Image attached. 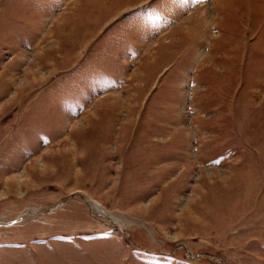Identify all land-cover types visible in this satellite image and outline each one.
Returning a JSON list of instances; mask_svg holds the SVG:
<instances>
[{
    "label": "rangeland",
    "instance_id": "1",
    "mask_svg": "<svg viewBox=\"0 0 264 264\" xmlns=\"http://www.w3.org/2000/svg\"><path fill=\"white\" fill-rule=\"evenodd\" d=\"M121 240L264 264V0H0V264Z\"/></svg>",
    "mask_w": 264,
    "mask_h": 264
},
{
    "label": "crops",
    "instance_id": "2",
    "mask_svg": "<svg viewBox=\"0 0 264 264\" xmlns=\"http://www.w3.org/2000/svg\"><path fill=\"white\" fill-rule=\"evenodd\" d=\"M111 235L113 236L115 234H111ZM99 248H101V247L99 246ZM99 248L97 247V249H99ZM53 249L58 250V252H60V253H62V252L65 253V255L67 257L65 262L64 263L60 262V264H82L81 258L78 256V254L81 253V250H82L80 247L78 248V247L69 246L66 249V248H63L61 246L60 248H53ZM84 249L88 250L90 252H96V250L90 246L85 247ZM36 251L33 252L30 250V254L37 253ZM109 254H110L109 264H149L146 261V259L148 258V252L146 250H144L142 247H136V246H133L129 243L125 244L124 240H121V244L113 245V246L110 245ZM31 257L32 256H30V258ZM16 259L17 258H15L14 264H20L19 258H18V260H16ZM53 260H55V257L53 258ZM53 262H55V264H56V261H53ZM30 263H31V261H30ZM153 264H164V263L163 262H155Z\"/></svg>",
    "mask_w": 264,
    "mask_h": 264
},
{
    "label": "bare ground",
    "instance_id": "3",
    "mask_svg": "<svg viewBox=\"0 0 264 264\" xmlns=\"http://www.w3.org/2000/svg\"><path fill=\"white\" fill-rule=\"evenodd\" d=\"M19 180H21V178H20ZM127 224H128V223H127Z\"/></svg>",
    "mask_w": 264,
    "mask_h": 264
}]
</instances>
